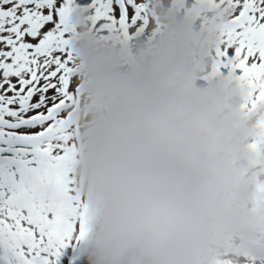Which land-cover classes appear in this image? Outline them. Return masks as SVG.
I'll list each match as a JSON object with an SVG mask.
<instances>
[{
    "label": "clouds",
    "instance_id": "obj_1",
    "mask_svg": "<svg viewBox=\"0 0 264 264\" xmlns=\"http://www.w3.org/2000/svg\"><path fill=\"white\" fill-rule=\"evenodd\" d=\"M127 65L77 42L87 120L73 178L91 264H218L249 221L257 119L227 79L205 80L206 50L176 26Z\"/></svg>",
    "mask_w": 264,
    "mask_h": 264
},
{
    "label": "snow or ice",
    "instance_id": "obj_2",
    "mask_svg": "<svg viewBox=\"0 0 264 264\" xmlns=\"http://www.w3.org/2000/svg\"><path fill=\"white\" fill-rule=\"evenodd\" d=\"M221 27L214 71L264 101V0H206ZM145 0H0V264H87L73 166L79 87L71 17L102 33L146 30ZM75 249V251H73ZM264 264V238L256 250Z\"/></svg>",
    "mask_w": 264,
    "mask_h": 264
},
{
    "label": "rangeland",
    "instance_id": "obj_3",
    "mask_svg": "<svg viewBox=\"0 0 264 264\" xmlns=\"http://www.w3.org/2000/svg\"><path fill=\"white\" fill-rule=\"evenodd\" d=\"M144 15L146 30L140 34L128 36L124 33H102L90 23V18L85 10L76 9L72 14L75 18V28L71 34L86 38L90 43L103 50H110L127 65H135L141 60L147 59L155 43L166 30L165 25L171 24L180 29L187 38V47H203L206 50L205 80L227 79L234 83L238 90L243 93L246 114L249 117L257 112L264 111V101L254 100L253 93L242 86L239 80L230 71H214L213 53L218 45V31L221 21L218 14L211 10V5L206 0H145ZM78 15V16H77ZM69 37V40L71 38ZM75 38V37H73ZM75 42L69 43V53L73 63V72L79 81L76 93L77 103L73 114V123L76 125V136L82 125L87 120L88 101L83 91V80L79 62L74 54ZM255 127L258 135L249 144V152L252 156L251 166L256 174L254 190L249 210V221L235 235L226 238L222 245V255L218 264H259L256 250L264 238V116L257 119ZM86 234L83 238L82 244ZM81 244V245H82ZM81 247V246H80ZM75 251V249H73ZM82 255L91 264L86 248ZM76 257H70L73 264Z\"/></svg>",
    "mask_w": 264,
    "mask_h": 264
},
{
    "label": "trees",
    "instance_id": "obj_4",
    "mask_svg": "<svg viewBox=\"0 0 264 264\" xmlns=\"http://www.w3.org/2000/svg\"><path fill=\"white\" fill-rule=\"evenodd\" d=\"M179 1H181V0H179ZM176 2H177V0H176ZM85 13H87V11L85 10ZM78 16V15H77ZM71 21H72V28H75V22H76V20H75V18L72 20V17H71ZM73 37H75V38H73ZM71 38V37H70ZM83 37H79L78 35H75V36H73L72 35V38H71V40H69V43L71 42V43H73V42H75V43H77V42H80V41H85V40H87L86 38H84V39H82ZM93 38L91 37L90 38V42H91V40H92ZM92 44L93 45H95V43H93L92 42ZM96 46V45H95Z\"/></svg>",
    "mask_w": 264,
    "mask_h": 264
},
{
    "label": "bare ground",
    "instance_id": "obj_5",
    "mask_svg": "<svg viewBox=\"0 0 264 264\" xmlns=\"http://www.w3.org/2000/svg\"><path fill=\"white\" fill-rule=\"evenodd\" d=\"M86 245H87V242H86V237H85L84 242H83V244L81 245V253H82V251L86 248Z\"/></svg>",
    "mask_w": 264,
    "mask_h": 264
}]
</instances>
